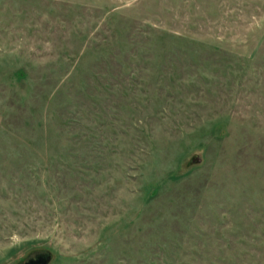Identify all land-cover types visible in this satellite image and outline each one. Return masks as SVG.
<instances>
[{
	"label": "rangeland",
	"instance_id": "obj_1",
	"mask_svg": "<svg viewBox=\"0 0 264 264\" xmlns=\"http://www.w3.org/2000/svg\"><path fill=\"white\" fill-rule=\"evenodd\" d=\"M264 264V0H0V264Z\"/></svg>",
	"mask_w": 264,
	"mask_h": 264
},
{
	"label": "water",
	"instance_id": "obj_2",
	"mask_svg": "<svg viewBox=\"0 0 264 264\" xmlns=\"http://www.w3.org/2000/svg\"><path fill=\"white\" fill-rule=\"evenodd\" d=\"M39 260L37 264H48L50 261V254L48 253H42L41 255L38 256Z\"/></svg>",
	"mask_w": 264,
	"mask_h": 264
},
{
	"label": "flooded vegetation",
	"instance_id": "obj_3",
	"mask_svg": "<svg viewBox=\"0 0 264 264\" xmlns=\"http://www.w3.org/2000/svg\"><path fill=\"white\" fill-rule=\"evenodd\" d=\"M41 254L42 253H38L34 257H31V258L27 259L26 261H24L21 264H37V262L39 260L38 256L41 255Z\"/></svg>",
	"mask_w": 264,
	"mask_h": 264
}]
</instances>
